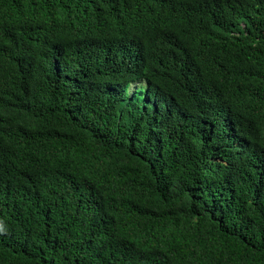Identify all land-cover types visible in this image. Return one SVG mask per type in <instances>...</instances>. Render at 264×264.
<instances>
[{
  "label": "trees",
  "instance_id": "16d2710c",
  "mask_svg": "<svg viewBox=\"0 0 264 264\" xmlns=\"http://www.w3.org/2000/svg\"><path fill=\"white\" fill-rule=\"evenodd\" d=\"M0 264H264V0H0Z\"/></svg>",
  "mask_w": 264,
  "mask_h": 264
},
{
  "label": "rangeland",
  "instance_id": "374dc122",
  "mask_svg": "<svg viewBox=\"0 0 264 264\" xmlns=\"http://www.w3.org/2000/svg\"><path fill=\"white\" fill-rule=\"evenodd\" d=\"M134 89V86H130L129 92Z\"/></svg>",
  "mask_w": 264,
  "mask_h": 264
}]
</instances>
